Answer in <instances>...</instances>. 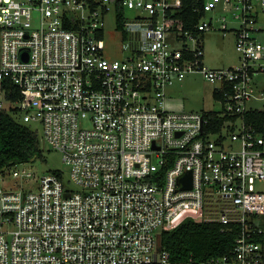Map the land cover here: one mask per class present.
Instances as JSON below:
<instances>
[{
  "label": "built area",
  "instance_id": "built-area-1",
  "mask_svg": "<svg viewBox=\"0 0 264 264\" xmlns=\"http://www.w3.org/2000/svg\"><path fill=\"white\" fill-rule=\"evenodd\" d=\"M192 1L187 29L184 0H0V110L37 102L70 171L68 183L20 165L0 174V264H173L161 235L188 218L236 239L186 264H264V126L247 119L264 112L248 106L264 102V0ZM110 15L122 59L106 52ZM210 32L234 37L238 66L206 65ZM190 74L216 86L219 110L166 109ZM10 175L34 184L8 188Z\"/></svg>",
  "mask_w": 264,
  "mask_h": 264
},
{
  "label": "rangeland",
  "instance_id": "rangeland-1",
  "mask_svg": "<svg viewBox=\"0 0 264 264\" xmlns=\"http://www.w3.org/2000/svg\"><path fill=\"white\" fill-rule=\"evenodd\" d=\"M136 12L127 10L126 20H134ZM264 25V24H263ZM264 39V34L262 35ZM106 52L108 56L114 59H122L124 56V47L120 33L116 30L114 16L110 15L107 20L106 29ZM205 63L213 69L231 68L239 65V54L236 51L235 43L231 35L223 37L219 32H210L206 34L205 39ZM1 45V42H0ZM180 45V44H179ZM260 87L264 88V76L260 77ZM216 86L209 83L202 74H190L187 78L167 88V98L165 106L168 111H199L209 112L219 110L220 105L216 102L214 96ZM250 108L259 110L264 109V102L253 101L248 104ZM39 108L37 102H34L33 109L22 106V111L15 119L22 125H25L37 132L41 141L43 159H37L35 162L20 165V170H29L34 177L39 179L59 171L63 174L64 181H70L69 168L63 161L62 154L50 147L43 138V126L40 117L37 115ZM27 115H34L35 119H26ZM214 138V137H213ZM34 179V178H33ZM8 188L29 189L34 183H24L10 177L7 179ZM71 187H75L71 184ZM78 188H75L77 190ZM264 191V186L259 187ZM186 215L198 216V212L186 211L180 215V219Z\"/></svg>",
  "mask_w": 264,
  "mask_h": 264
},
{
  "label": "trees",
  "instance_id": "trees-1",
  "mask_svg": "<svg viewBox=\"0 0 264 264\" xmlns=\"http://www.w3.org/2000/svg\"><path fill=\"white\" fill-rule=\"evenodd\" d=\"M194 1L184 0L179 23L188 29L195 22ZM17 91L10 99H19ZM249 121L264 126V112L247 115ZM43 159L41 141L37 132L20 124L14 116L0 110V174H6L12 168ZM57 172V171H56ZM223 226L216 222L188 218L175 229L164 231L161 235V246L171 255L173 264H186L190 257L204 261L213 257L228 254L235 243L236 234L222 232Z\"/></svg>",
  "mask_w": 264,
  "mask_h": 264
},
{
  "label": "water",
  "instance_id": "water-1",
  "mask_svg": "<svg viewBox=\"0 0 264 264\" xmlns=\"http://www.w3.org/2000/svg\"><path fill=\"white\" fill-rule=\"evenodd\" d=\"M191 177H192V174L191 172H187L186 174H184L180 179H179V182L184 184L185 182H188V184L185 185L184 188L186 189H190L191 188ZM198 222L199 223H202L203 220L202 219H198Z\"/></svg>",
  "mask_w": 264,
  "mask_h": 264
},
{
  "label": "crops",
  "instance_id": "crops-1",
  "mask_svg": "<svg viewBox=\"0 0 264 264\" xmlns=\"http://www.w3.org/2000/svg\"><path fill=\"white\" fill-rule=\"evenodd\" d=\"M232 36V35H231ZM232 38H233V40H234V37L232 36ZM214 96H215V93H214ZM209 112H211V111H209Z\"/></svg>",
  "mask_w": 264,
  "mask_h": 264
}]
</instances>
